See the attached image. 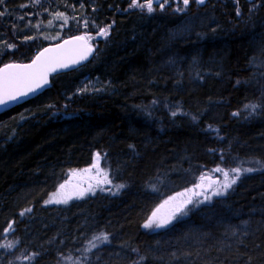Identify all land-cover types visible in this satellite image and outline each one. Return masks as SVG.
<instances>
[{
	"label": "trees",
	"instance_id": "16d2710c",
	"mask_svg": "<svg viewBox=\"0 0 264 264\" xmlns=\"http://www.w3.org/2000/svg\"><path fill=\"white\" fill-rule=\"evenodd\" d=\"M154 2L151 13L130 0L0 3V68L98 36L88 63L0 115V264H63L95 230L109 237L100 264H264V0ZM96 153L109 193L71 203L91 204L79 214L49 206ZM230 163L253 170L185 219L145 231L161 186Z\"/></svg>",
	"mask_w": 264,
	"mask_h": 264
},
{
	"label": "snow or ice",
	"instance_id": "6c2138e0",
	"mask_svg": "<svg viewBox=\"0 0 264 264\" xmlns=\"http://www.w3.org/2000/svg\"><path fill=\"white\" fill-rule=\"evenodd\" d=\"M3 0H0V3H2ZM38 2V0H36ZM190 0H182L183 6L186 8L189 4ZM198 4H203L205 0H195ZM168 3V0H156V5L159 7L160 10H163L165 7V4ZM26 6V5H25ZM129 8H139L141 10H146L148 13H151L154 11L153 8V0H144V2H141V0H130ZM175 11H180V8H176ZM3 12H0V15H3ZM237 14L239 15V10L237 9ZM59 18L63 19V14H57ZM85 26H87V21H85ZM37 27H39L37 25ZM110 27V26H109ZM101 36H104L105 38L108 35V29H102L99 33ZM78 40H84L85 37H77ZM65 43H69L68 41H65ZM8 47H13L12 45H9ZM62 47V46H61ZM51 51L50 49H45L44 52L39 53L33 62L31 64H8L5 65L2 69H0V107L8 105L10 102L18 101L21 97H26L29 95V93H34L37 91V89L43 88L45 84L48 83V74L49 72H55L57 68H67L69 67L68 63H56L49 59L48 61H45L42 63V58L45 56L46 52ZM90 51V49L88 50ZM87 53L81 55L79 59L86 58ZM79 59H73L71 61L72 64L79 63ZM10 70H17L15 72H11ZM257 105L255 104H245L244 110L248 111L249 114L255 112ZM239 112H234L233 116H238ZM173 116L177 115L176 112L172 113ZM101 159L100 153H96L95 161H99ZM92 167L97 168L98 173L103 174V180L99 181V183H108L111 184V180L108 179L107 173L103 171V169H100L98 166V163L94 162ZM252 168H245L243 169V172H251ZM83 171H90V169H84ZM213 172L222 173L223 175V181L220 180H214L213 183L218 185L216 188L212 189L211 195L212 196H218L223 195L227 191V189L231 188L237 180H239L240 175L242 174V170L240 167L232 168L230 170H225L220 167H216L212 170ZM230 173L232 174L230 176ZM211 179V177H206L205 175H201L200 180L203 181L204 179ZM65 186L60 185V188L63 189ZM118 187H123V185H120ZM195 188H201L202 191L196 193L197 196H203L204 200H210L211 196L206 195V192L208 188H211V185H208L207 188L202 184H195L194 188H190L187 191L188 192H194ZM88 191H92L91 187L88 189ZM94 194V192H93ZM59 195V194H57ZM84 193H80V196L82 197ZM180 195H184L181 193ZM170 199H175V197H171ZM50 202H56V203H67V199H55L54 201H46V203ZM202 202V201H198ZM165 203H168V201H165ZM192 203L191 197L182 205H179L176 207V209L169 215L168 217L157 219L156 213H153V216L148 220V222L144 225L145 228H152L155 226L156 228H163L172 223L174 219L177 218L178 215L181 213L187 214L185 212V208L187 204ZM26 212H30L31 209H25ZM21 215H24L22 212ZM10 227V226H9ZM96 240H102L103 242L107 243L109 240V237L107 234L102 233L99 236L94 237ZM6 247H12L11 244L5 245ZM33 256L35 254H32ZM32 257H28V259H31Z\"/></svg>",
	"mask_w": 264,
	"mask_h": 264
},
{
	"label": "rangeland",
	"instance_id": "374dc122",
	"mask_svg": "<svg viewBox=\"0 0 264 264\" xmlns=\"http://www.w3.org/2000/svg\"><path fill=\"white\" fill-rule=\"evenodd\" d=\"M154 4H156V2H154ZM82 37H85V40L90 47H93V45L95 44L94 41L98 39V36H94V38H92V39H91V36H87V35H84ZM217 154L220 158H224L222 152H217ZM102 160L103 159L101 158L99 161H94V162L98 163L99 168L103 169V171L107 173L108 179H110L108 171H106L103 168V163H102L103 161ZM223 161H224V159H223ZM92 165L90 167L86 168V169H90V171H83L84 170L83 169V170L71 172L70 175L68 176L67 180L61 184V185H64L65 187L63 189H61L59 186V188L56 190V192L49 199V201L50 200L54 201L55 199H67V203L50 202L48 205L49 206L53 205V206L62 207V208L63 207L64 208L65 207L70 208L72 206L71 203H73V202H83L84 200H86L90 196H96L99 193H109V190L111 188V186H110L111 184L99 183V181L103 180V174L98 173L97 168L92 167ZM230 166L231 167H223L222 166L221 168L225 169V170H230L232 168H236L235 165H233L232 163H230ZM206 172L207 171L201 173L192 185L190 184V182L188 180H186L183 183L177 182L173 186H161L159 193L161 192L160 194H162L161 196H163V197H162L161 201L159 202V204L156 205L155 208L153 209V211L151 212L150 218L153 216V213H156L157 219H162V218L168 217L176 209L177 206L184 204L189 199V197H191L192 203L187 204V206L185 208V212L187 213L186 215L181 213L180 215L177 216L176 219H174L172 221V223H170L166 227H163V228H156L155 226H153L152 228H145L144 227L145 231H148V232L159 231V230L167 228L168 226L176 223L177 221L185 219V217H187V215L189 214V212L191 210L199 208L203 205H208V204L212 203L216 198L225 196L229 191H231L235 187V185L238 183V181L245 174V172H243V170H242V174L240 175L239 180H237V182L231 188L227 189L225 194L218 195V196H212L211 195L212 189H214L218 186L215 183H213V181L217 180V179L220 181H223V175H222V173H218V172H210L208 174H204ZM203 174L206 177H211V179L206 178L203 181H201L200 177ZM231 175L232 174L230 173V176ZM200 183H202L206 188L208 185H211V188H208V190L206 192V195L211 196L210 200H204L203 196H197L196 195V193L203 190L201 188H195L194 192H188L187 191L190 188H194L195 184H200ZM90 187H91L92 191H88V189ZM93 192H94V194H93ZM80 193H84V195L81 197ZM181 193H183L184 195H180ZM57 194H59V195H57ZM171 197H175V199L174 200L170 199ZM165 201H168V203H165ZM198 201H202V202H198ZM13 232H14V227H13V225H10V227L7 229V231L4 234L5 239L8 238L9 236H11V234H13ZM95 232H96V230L92 231V232H90V231L85 232V234H84V236H82L81 240H78V241L74 240L75 241L74 243H78L77 247L80 248V250L78 251V254H76V256L69 254L68 256L64 257V259L62 260V263L63 264H90V263L85 261L86 255H89L88 259L90 260V258H93V255L95 254L94 252L97 251L96 254H98V252H99L98 250H101V251L106 250L107 247H105V245H108L107 244L108 242L105 243L102 240L94 239V237L102 234V231L94 234ZM84 254H85V256H84ZM95 261L97 262V264L101 263V262H99L100 261L99 258H94L91 261L92 262L91 264H94Z\"/></svg>",
	"mask_w": 264,
	"mask_h": 264
},
{
	"label": "water",
	"instance_id": "95a60500",
	"mask_svg": "<svg viewBox=\"0 0 264 264\" xmlns=\"http://www.w3.org/2000/svg\"><path fill=\"white\" fill-rule=\"evenodd\" d=\"M77 37H82V36H75V37L66 38V39H64V40H62L56 44H52V45H49V46L43 48L40 52L37 53V55H38L39 53L44 52L45 49H50L51 51L46 52L45 56L42 58V63L51 59L52 61H54L56 63H68L69 67H67V68H59L58 67L55 72H49L48 83L45 84L43 86V88L37 89V91L34 93H29V95L26 97H21L18 101H13V102H10L6 106L0 107V115H2L5 112H8V111H10L16 107H19V106L25 104L26 102L36 98L37 96H39L42 93H44L45 91H47L51 87V77L76 70V69L80 68L81 66H83L89 62V60L94 55V49L87 44L85 39L84 40H78ZM65 41H68L69 43L66 44ZM89 49H90V51H88ZM85 53H87L86 58L79 59L81 57V55H83ZM35 57L33 58V60L35 59ZM73 59H79V63L72 64L71 61ZM33 60L29 63H26V64H31L33 62ZM10 64H20V63H10ZM26 64H22V65H26ZM4 66H2L0 69H2ZM10 71L15 72L17 70H10ZM0 75H2V74H0Z\"/></svg>",
	"mask_w": 264,
	"mask_h": 264
},
{
	"label": "flooded vegetation",
	"instance_id": "af4514ba",
	"mask_svg": "<svg viewBox=\"0 0 264 264\" xmlns=\"http://www.w3.org/2000/svg\"><path fill=\"white\" fill-rule=\"evenodd\" d=\"M88 205H91V204H72V206H74L73 208H76V209L81 208V207L85 208ZM96 233L97 232H95L94 234H96ZM105 247H108V245H105Z\"/></svg>",
	"mask_w": 264,
	"mask_h": 264
},
{
	"label": "bare ground",
	"instance_id": "6f19581e",
	"mask_svg": "<svg viewBox=\"0 0 264 264\" xmlns=\"http://www.w3.org/2000/svg\"><path fill=\"white\" fill-rule=\"evenodd\" d=\"M215 154H216V156H218V154H217V152H215ZM82 211V209H76V211L75 212H73L74 214H79L80 212Z\"/></svg>",
	"mask_w": 264,
	"mask_h": 264
}]
</instances>
